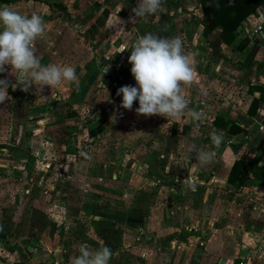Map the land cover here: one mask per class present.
<instances>
[{"label":"rangeland","instance_id":"374dc122","mask_svg":"<svg viewBox=\"0 0 264 264\" xmlns=\"http://www.w3.org/2000/svg\"><path fill=\"white\" fill-rule=\"evenodd\" d=\"M15 1L22 0L0 2V8L11 7L25 14ZM100 8L96 27L75 37L82 45L75 46L71 35L66 43L65 36H58V27H46L47 22L46 36L35 45L41 64L74 66L76 84L45 87L42 92L10 86L9 98L0 104V232L11 241L21 237L22 245L0 239V264L15 260L32 264L29 259L33 264H70L82 244L100 247V236L105 233L101 223L113 220L120 224L129 212L161 198L156 191L149 193L157 182L156 174L165 187L172 184L180 190L187 176L186 157L197 156L199 142H190L195 138L191 132H178L185 144L177 142L180 147L176 149L168 128L157 126L160 116H155L153 125V115L135 112L138 101L132 110L121 107L117 89L135 86V80L129 53L113 51L110 55L108 47L123 44L126 49L137 41L138 33L135 27L111 19L112 13L122 16L132 11L126 3L104 0ZM56 11L69 21L61 9ZM109 22L113 27L108 28ZM66 26L71 27L68 22ZM94 43L93 53L90 44ZM0 79L10 84L17 81L10 71L0 72ZM204 148L230 154L223 142L219 147L209 144ZM162 149L171 153L164 163L158 161ZM171 171L178 180L172 181ZM174 224L177 227V222ZM120 229H110L109 234L120 237ZM117 260L137 264L135 259Z\"/></svg>","mask_w":264,"mask_h":264},{"label":"crops","instance_id":"0c3cea01","mask_svg":"<svg viewBox=\"0 0 264 264\" xmlns=\"http://www.w3.org/2000/svg\"><path fill=\"white\" fill-rule=\"evenodd\" d=\"M102 1L15 2L17 7H24L25 14L41 15L47 22L46 27H58V36L60 39L65 36L66 43L72 36L77 46L82 43L75 37L96 27L97 10L102 8ZM120 1L129 5L130 10L137 4V0ZM47 3L62 4L66 13L62 16L69 21L61 19L56 10H50ZM178 7L182 8L178 10ZM131 13L122 16L110 13V16L127 27H135L139 35L137 40L145 33L163 38L178 36L183 41L184 52L194 57V80L187 89L188 109L180 117L160 116L157 126L168 128L176 149L179 144H185L178 132H191L195 138L190 142H199L196 144L198 150H206L204 145L212 144L213 132L222 133V142L230 154L219 155L214 148H209L214 158L203 167L191 154L186 157L184 171H187V178L195 170L198 177L195 191L186 185V178L178 190L172 184L165 187L156 174L160 185L154 182L149 193L156 191L161 195L158 201L129 212L120 224L113 220L101 223L105 233L99 242L114 253L109 264H127L126 261L120 263L119 258L135 259L137 264H264V134L255 126L264 123V3L233 30L234 39L230 44H224L217 31L202 35L197 0H163V11L147 18L130 16ZM66 22L71 27H67ZM110 25L113 27L114 23L109 22L108 28ZM243 39L247 43L238 50L237 44ZM96 45L90 44L93 53ZM108 51L111 55L117 51V46L112 43ZM125 51L130 55L131 47L127 46ZM188 110L203 115L199 121H192ZM246 142L248 147H243ZM169 152L162 149L158 161L164 163ZM253 159L254 173H247L243 185L235 187L227 183V174L234 161L247 166ZM170 174L171 178L174 176L172 181L178 180L174 171ZM74 176L81 178L82 175L74 172ZM226 196L232 200L225 199ZM175 222L177 227H174ZM118 226L122 232L120 237L109 234L110 229L113 231ZM168 232L170 236L165 235Z\"/></svg>","mask_w":264,"mask_h":264},{"label":"clouds","instance_id":"9594fccd","mask_svg":"<svg viewBox=\"0 0 264 264\" xmlns=\"http://www.w3.org/2000/svg\"><path fill=\"white\" fill-rule=\"evenodd\" d=\"M163 11V0H137L132 9L135 17L147 18ZM46 36L45 21L39 14H22L11 7L0 8V72L15 73L17 81L10 84L0 79V104L9 98L7 89L19 86L21 90L48 89L71 86L78 82L74 66L49 63L43 65L36 55V42ZM126 49H121L123 52ZM128 61L135 86L123 85L117 89L122 97L121 107L132 110L134 101L139 106L135 112L146 117L158 115L176 118L184 115L190 103L187 89L194 80V57L185 53L180 37L163 38L145 33L131 46ZM107 91V90H106ZM192 121H199L202 113L188 110ZM115 123V118H112ZM212 144L216 147L223 141V134L213 132ZM214 153L197 150L196 159L200 167L212 162ZM195 170L186 178V185L196 190ZM79 255L70 259V264H109L113 250L101 242L100 247L91 248L82 244Z\"/></svg>","mask_w":264,"mask_h":264},{"label":"trees","instance_id":"16d2710c","mask_svg":"<svg viewBox=\"0 0 264 264\" xmlns=\"http://www.w3.org/2000/svg\"><path fill=\"white\" fill-rule=\"evenodd\" d=\"M12 0H0L1 3H10ZM200 13V24L202 26V35L206 36L212 31L218 32L219 39L224 44H230L233 39V30L249 14H254L255 9L264 3V0H197ZM51 10H62L65 13L62 4L47 3ZM66 14V13H65ZM247 43L246 39L237 44L238 50H241ZM253 159L247 166L234 161L227 174L226 181L229 184L239 187L246 180L247 173H254L255 164ZM0 239L5 236L0 232ZM13 262L12 264H17Z\"/></svg>","mask_w":264,"mask_h":264},{"label":"built area","instance_id":"2783aa9c","mask_svg":"<svg viewBox=\"0 0 264 264\" xmlns=\"http://www.w3.org/2000/svg\"><path fill=\"white\" fill-rule=\"evenodd\" d=\"M258 29H259V28L254 29V30H253V33H256ZM136 39H137V38H136ZM134 43H135V42L132 41V42L130 43V46H132ZM122 48H123V44H120V45L118 46V48H117V51H120ZM256 130H257L258 132L264 134V123H260V122L257 123ZM253 209H254V208H253Z\"/></svg>","mask_w":264,"mask_h":264},{"label":"water","instance_id":"95a60500","mask_svg":"<svg viewBox=\"0 0 264 264\" xmlns=\"http://www.w3.org/2000/svg\"><path fill=\"white\" fill-rule=\"evenodd\" d=\"M11 239H12V238H8V237L5 238V240L7 241V243H10V242H12V241H15V243H16L17 245H19L20 248H22V245L20 244L21 237L15 239V240H12V241H11ZM10 244H11V243H10ZM29 261L33 264L32 260L29 259Z\"/></svg>","mask_w":264,"mask_h":264}]
</instances>
